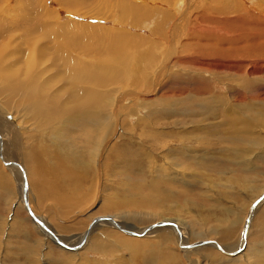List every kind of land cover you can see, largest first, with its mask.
I'll use <instances>...</instances> for the list:
<instances>
[{
  "label": "rangeland",
  "instance_id": "rangeland-1",
  "mask_svg": "<svg viewBox=\"0 0 264 264\" xmlns=\"http://www.w3.org/2000/svg\"><path fill=\"white\" fill-rule=\"evenodd\" d=\"M35 14L56 40L43 26L23 33ZM0 17L17 29L0 44L4 70L37 80L60 109L75 88L99 105L39 119L22 105L25 91L0 82V147L24 164L32 210L58 237L75 245L94 218L111 216L135 231L173 222L186 244L240 246L264 193V0H0ZM96 132L106 134L99 149ZM0 264H264V200L235 257L210 244L181 251L169 226L131 237L104 222L71 252L40 234L0 160Z\"/></svg>",
  "mask_w": 264,
  "mask_h": 264
},
{
  "label": "bare ground",
  "instance_id": "bare-ground-1",
  "mask_svg": "<svg viewBox=\"0 0 264 264\" xmlns=\"http://www.w3.org/2000/svg\"><path fill=\"white\" fill-rule=\"evenodd\" d=\"M241 11V10H240ZM239 12V11H238ZM244 13V12H243ZM31 14V13H30ZM32 15V14H31ZM23 16V15H22ZM35 17H38V18H35V21L33 20V21H30L29 19H25V18H23V19H25L26 21H24L23 23H21L20 24V26H21V28H22V31H23V33H25V32H29V33H33V32H36V31H41L42 33H43V29H42V26L46 29V30H44V35H45V31H46V35L47 36H50V35H54V37H55V40L57 39V37H58V33H59V31H57L56 30V27H50V26H46L45 27V24L43 23L42 25H41V23L42 22H38V20L41 18L42 20H44V15L43 14H35ZM1 18V17H0ZM34 18V17H33ZM4 19V18H3ZM23 19H22V21H23ZM233 19V18H232ZM14 20V19H13ZM13 20H11V21H13ZM15 20H16V18H15ZM15 20H14V22H15ZM18 20V19H17ZM19 20H21V19H19ZM18 20V21H19ZM236 20V19H235ZM234 20V21H235ZM240 20H241V18H240ZM246 20V19H245ZM2 20H0V24H2V25H0V44H1V42L5 39V38H7V39H9V40H6V41H10V37H11V33H13L14 31V27L13 28H11V27H9L8 25H6V22H5V24L4 23H2L1 22ZM6 21V20H5ZM230 21V20H229ZM238 21V20H237ZM242 21V20H241ZM241 21H240V23H241ZM231 22V21H230ZM236 22V21H235ZM243 22V21H242ZM18 23V22H17ZM238 23V22H237ZM9 24H10V22H9ZM32 25V27L31 28H29V25ZM246 24V23H245ZM247 24H248V22H247ZM48 27H49V30H50V33L49 34H47V29H48ZM244 26H242V28H243ZM9 28H11V29H9ZM52 28L54 29V30H52ZM7 29H9V33L7 34V35H5V36H3V34L7 31ZM231 29V28H230ZM6 30V31H5ZM17 29H15V31H16ZM241 30H243V29H241ZM246 30V29H245ZM249 30V29H248ZM13 31V32H12ZM18 31H19V29H18ZM20 34H22V33H20ZM240 34V33H239ZM20 37V36H19ZM18 38V37H17ZM28 38H30V37H28ZM27 38V39H28ZM20 39H21V37H20ZM23 40V39H22ZM37 40V39H36ZM61 40V39H60ZM217 40V39H216ZM20 43V42H19ZM54 43V42H53ZM72 43V42H71ZM59 44V45H58ZM22 45V44H21ZM69 45H73V44H70L69 43ZM247 45V44H246ZM248 45H250V44H248ZM74 46V45H73ZM72 46V47H73ZM24 47V46H23ZM22 47V48H23ZM173 48V47H172ZM240 49V48H239ZM251 49H256L257 50V48H251ZM19 50V49H18ZM77 50V49H76ZM79 50V49H78ZM205 50V49H204ZM21 51V50H20ZM28 51V50H27ZM56 51V52H55ZM90 51V50H89ZM216 51V50H215ZM262 51V50H261ZM22 52V51H21ZM88 52V51H87ZM202 52V51H201ZM257 52H259V51H257ZM256 52V53H257ZM14 53V52H13ZM20 53V52H19ZM21 54V53H20ZM29 54V53H28ZM32 54V53H31ZM37 54V53H36ZM54 54H57L58 55V57L59 58H65L66 59V61H69V66H70V63L72 62V60H71V57H65L66 56V51H64V53H63V50H62V48H60V43H54ZM88 54V53H87ZM254 54V53H253ZM258 54V53H257ZM24 55V54H23ZM50 56H52V54L50 55ZM50 56H49V58H50ZM171 56V55H170ZM25 58V57H24ZM62 58V59H63ZM55 59V58H54ZM11 61V60H10ZM63 61V60H62ZM66 61H65V64L68 66V63H66ZM54 62V61H53ZM13 63H15V62H13ZM78 63V62H77ZM6 64V63H5ZM4 64V65H5ZM108 64V63H107ZM7 65V64H6ZM76 65V64H75ZM9 66V65H8ZM108 66V65H107ZM163 66V65H162ZM10 67V66H9ZM9 67H8V69H9ZM54 67V66H53ZM63 67H65V65L63 66L62 65V68ZM110 67V66H109ZM5 68H7V67H4V66H0V82H2V84H3V88H4V90H6L10 95H14V94H16L17 92H19V91H25L26 92V95L23 97V99H22V105L27 109V110H29V111H33V114L35 115V116H38L39 117V119H41V117L40 116H43V117H47V118H55V116L56 117H58V116H61L60 114H62V115H65V112H68V114L71 112V114L73 113H75V114H78L77 112L80 110V109H83V110H85L86 109V107H89V105H90V103H91V100H93V102L95 101V96L90 92V94H88V95H86L85 94V92H84V89H80L81 90V93H79V89L78 88H75V90H70V93H69V102H65L66 103V107L63 109H60L59 107H58V100L59 99H56V98H54V95H53V97H50V96H47V95H45L44 94V91L43 92H38L39 90H40V86H38L37 85V83H38V81L37 80H35V81H33V80H31V79H27V80H23V79H21L20 77H19V73L21 72V70H12V71H10V70H4ZM65 68H68V67H65ZM61 69V68H60ZM100 69H101V67H100ZM110 69V68H109ZM63 70V69H62ZM65 70V69H64ZM63 70V71H64ZM75 70V69H74ZM101 70H103V68L101 69ZM107 70V69H106ZM65 71H67V70H65ZM68 71H72V69L71 68H68ZM85 71V70H84ZM94 71V70H93ZM95 71H96V69H95ZM108 71V70H107ZM110 71H112V69H110ZM27 72V71H26ZM115 72V71H114ZM28 73V72H27ZM64 73V72H63ZM25 74V73H24ZM57 74V73H56ZM62 74V73H61ZM69 73L68 72H66V75H68ZM72 76L74 75L76 78H77V74H76V72L75 71H72V73H70ZM86 75H87V73H85ZM106 74H107V72H106ZM105 74V75H106ZM112 74V73H111ZM63 75V74H62ZM64 75H65V73H64ZM63 75V76H64ZM98 75H99V72H98ZM109 75V74H108ZM114 75L115 74H113V77H114ZM34 76V75H33ZM95 76V75H94ZM35 77V76H34ZM53 77V76H52ZM66 77V76H65ZM68 77H69V75H68ZM81 77H83L82 75H81ZM80 77V78H81ZM84 77H86L85 75H84ZM104 77V76H103ZM107 77V76H106ZM112 76H110V78H111ZM32 78V77H31ZM88 78H90V80L88 79ZM95 78V77H94ZM108 78H109V76H108ZM67 79H69V78H67ZM82 79V78H81ZM112 79V78H111ZM115 79V78H114ZM113 79V80H114ZM84 80L85 81H83L82 83H84V82H88V84H91V83H89V81H91V77H87V78H84ZM97 80H99V79H97ZM96 80V81H97ZM92 81H94V80H92ZM67 82V81H66ZM70 82V81H69ZM68 82V83H69ZM73 82H74V80H73ZM79 82V81H78ZM104 83V82H103ZM114 83H115V81H114ZM241 83V82H240ZM243 83H244V81H243ZM63 84V83H62ZM76 84V83H75ZM79 84H80V82H79ZM78 84V85H79ZM41 85H42V83H41ZM70 85H72L71 83H70ZM81 85V84H80ZM83 86L85 85V84H82ZM81 85V86H82ZM80 86V87H81ZM87 86V85H86ZM241 86H243L242 84H241ZM61 87H64L63 85L61 86ZM66 87V86H65ZM64 87V88H65ZM78 87V86H77ZM88 87H89V85H88ZM67 88V87H66ZM71 88V87H70ZM84 88V87H83ZM93 88V87H92ZM59 89V88H58ZM62 89V88H61ZM88 89V88H87ZM90 89V88H89ZM95 90V89H94ZM88 91V90H87ZM96 91H98V90H96ZM64 92V91H63ZM93 92H95V91H93ZM100 92V91H99ZM49 94V93H48ZM86 96H85V95ZM95 94H96V92H95ZM103 94V93H102ZM101 95V94H100ZM82 96H85V98H83ZM96 96H97V94H96ZM102 96V95H101ZM103 96H105V95H103ZM103 96H102V98H103ZM233 96H234V94H233ZM238 100H240V101H243L244 99H245V95L243 94V92H238ZM67 98V97H66ZM100 98V97H99ZM253 98V97H252ZM251 98V99H252ZM62 99V98H61ZM262 98L260 97L258 100H261ZM98 100V99H97ZM99 101V100H98ZM234 101V100H233ZM61 102V101H60ZM237 102V101H236ZM250 101H248V103H249ZM258 102V101H257ZM247 103V102H246ZM92 104V103H91ZM96 104V106H99L97 103H95ZM94 103L92 104V105H95ZM248 105V104H247ZM253 105V104H252ZM254 105H255V103H254ZM68 106V107H67ZM86 106V107H85ZM101 106V105H100ZM246 106V105H245ZM64 107V106H63ZM84 107V108H83ZM91 109H93L92 107H91ZM55 110H58V111H60V112H57V111H55ZM255 110V109H254ZM80 112V111H79ZM93 112H95V111H93ZM98 112V111H97ZM97 112H95L96 114H97ZM260 112V111H259ZM83 113H84V111H83ZM94 113V114H95ZM209 113V112H208ZM68 114H66L67 116H68ZM87 114H89V115H91L92 117L94 116V119H96V120H98L97 119V117L92 113V111H90L89 110V113H87ZM210 114H212V112H210ZM260 113H256L255 114V117H256V120H250L249 121V123L251 122V123H256L255 121H257V116L259 115ZM70 115V114H69ZM80 116H83L82 114H79L78 115V117H80ZM204 116V115H203ZM77 118V117H76ZM262 118V117H261ZM81 120V119H80ZM86 120V119H85ZM100 120V119H99ZM258 120H260V118L258 119ZM114 121V120H113ZM248 121V120H247ZM100 122V121H99ZM108 122V121H107ZM86 123V122H85ZM92 124V123H91ZM3 125H5V124H0V134H4L5 133V129H4V126ZM107 125V124H106ZM110 125V124H109ZM108 126V125H107ZM104 127H106V126H104ZM97 128V127H96ZM145 128V127H144ZM86 129V128H85ZM105 129V128H104ZM198 129H200L199 127H198ZM191 130V129H190ZM105 131V130H104ZM112 131V130H111ZM98 132H100V130H98ZM98 132H96V134L98 133ZM195 132V131H194ZM106 133V132H105ZM106 136V134H102V132L99 134H97L96 135V139H97V141H98V143H96V145H97V149H99V147L101 146V144L103 143V136ZM211 135V134H210ZM1 138L3 137V136H0ZM181 138V137H180ZM94 139V138H93ZM95 140V139H94ZM100 140V141H99ZM103 140V141H102ZM194 140V139H193ZM233 140V139H232ZM204 145V144H203ZM4 144H1V147H0V153H2V154H5V155H9V153L8 152H6V150L7 149H4ZM181 146V145H180ZM7 147V146H6ZM184 148V147H183ZM33 150V149H32ZM98 151V150H97ZM181 151V150H180ZM33 152V151H32ZM183 152H185V151H183ZM34 153V152H33ZM39 153V152H38ZM51 153V152H50ZM53 153V152H52ZM56 153V152H55ZM37 156V155H36ZM39 157V156H38ZM58 157V156H57ZM32 158H35V156L32 154ZM93 158V157H92ZM33 160V159H32ZM37 160V159H36ZM61 160H62V158H61ZM40 160H38V162H39ZM45 162V161H44ZM40 163V162H39ZM45 164V163H44ZM62 164V163H61ZM38 165V164H37ZM46 165H49V164H46ZM63 165V164H62ZM42 167V166H41ZM15 169V168H14ZM13 169V170H14ZM47 171V170H46ZM15 173V179H16V182H17V186L19 185V184H21V182H20V178H19V176H18V173L15 171L14 172ZM51 173H52V171H51ZM183 173V172H182ZM51 177V176H50ZM16 184V183H15ZM25 193H26V196H27V201H28V204H29V206H30V208L31 209H33L32 208V205H31V203H30V201H29V198H28V193H27V191H26V188H25ZM69 206V205H68ZM33 211V210H32ZM104 223H106V224H108V225H112L110 222H108V221H103ZM103 222H99V223H103ZM116 222V221H115ZM168 222H170V221H168ZM99 223H97V224H99ZM172 225H175V226H173V227H171V226H169V228L170 229H174V233H176V231H178L179 233H180V231H179V228H178V226L175 224V223H173V222H170ZM97 224H95V225H93L91 228H89V231H91L92 229H95V227L97 226ZM107 226V225H106ZM88 231V232H89ZM155 231H157V230H155ZM148 234H151V235H153L154 233L153 232H148ZM87 235H88V233H87ZM228 235V234H227ZM83 238V234H82V236L80 237V240ZM179 241H180V243L182 244V245H186V243H183V239H182V237L180 236V238H179ZM227 241V240H226ZM225 241V242H226ZM228 241H229V239H228ZM227 243V242H226ZM210 245H213V244H210ZM240 245H241V243H240ZM98 246V245H97ZM208 246V245H207ZM214 246V245H213ZM194 249H197V248H194Z\"/></svg>",
  "mask_w": 264,
  "mask_h": 264
},
{
  "label": "water",
  "instance_id": "water-1",
  "mask_svg": "<svg viewBox=\"0 0 264 264\" xmlns=\"http://www.w3.org/2000/svg\"><path fill=\"white\" fill-rule=\"evenodd\" d=\"M0 160L2 161L3 165L5 166V168L11 172V174L13 176H15L14 174V167H18L20 170V177L22 179L21 184L18 185V196H19V201L20 203L23 205L25 211L27 212L30 220L35 224V226L37 227V229L39 230L40 234L47 240L49 241L51 244H53L54 246L62 249V250H66V251H77L78 249H80L82 247V245H84V243L86 242V238H87V233L89 231V228H91L93 225L99 223V222H103V221H108L110 222L112 225V227L116 230H118L119 232L127 235V236H131V237H146L148 232H153L155 233V230H160L161 228L164 227H168V226H174L172 225L170 222L168 221H160V222H156L154 224L148 225L143 229H140V231H135L133 229H131L130 227H128L126 224H122V223H118L115 222L114 219L111 216H101V217H96L92 220V222L88 225L87 229L83 232V238L80 240V242H78L75 245H71L67 243L63 240V238L58 237L55 232L45 223L44 219L42 218L41 215L36 214L34 211H32V209L30 208L28 201H27V196L25 193V188H26V184H27V178H26V169L24 164L14 158L13 156L10 155H5V154H0ZM264 200V193H262L254 202H252V204L250 205L248 212L246 214V217L244 219L242 228H241V233H240V243L241 245L236 249L233 250L229 253H226L221 247L220 245L213 240H202V241H197L191 244H186V245H182L179 241L180 238V233L178 231H176V240H177V246L181 251L184 250H190V249H194V248H200L202 246H207L209 244H213L214 247L219 250L221 253H224L225 255H227L228 257H235L239 254H241V252L243 251L245 244H246V236H247V232H248V228L250 226V221L252 219V216L254 214V211H256V208L258 207V205ZM157 230V231H158Z\"/></svg>",
  "mask_w": 264,
  "mask_h": 264
},
{
  "label": "crops",
  "instance_id": "crops-1",
  "mask_svg": "<svg viewBox=\"0 0 264 264\" xmlns=\"http://www.w3.org/2000/svg\"><path fill=\"white\" fill-rule=\"evenodd\" d=\"M83 197V196H82ZM57 198V197H56ZM55 197L53 199H56Z\"/></svg>",
  "mask_w": 264,
  "mask_h": 264
}]
</instances>
